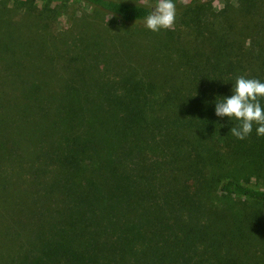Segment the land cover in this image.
<instances>
[{"label":"trees","instance_id":"obj_1","mask_svg":"<svg viewBox=\"0 0 264 264\" xmlns=\"http://www.w3.org/2000/svg\"><path fill=\"white\" fill-rule=\"evenodd\" d=\"M76 1L64 29L46 0L0 6V264H264V187L228 175L264 182V136L215 114L264 82V0L176 8L190 44L146 5Z\"/></svg>","mask_w":264,"mask_h":264},{"label":"clouds","instance_id":"obj_2","mask_svg":"<svg viewBox=\"0 0 264 264\" xmlns=\"http://www.w3.org/2000/svg\"><path fill=\"white\" fill-rule=\"evenodd\" d=\"M176 21V5L173 0H157L152 11L145 18V26L152 32L162 29H172ZM232 95L216 102L215 114L218 117H228L239 121L233 126L231 134L244 140L256 125V134L264 136V82L255 78L238 76L232 88Z\"/></svg>","mask_w":264,"mask_h":264},{"label":"rangeland","instance_id":"obj_3","mask_svg":"<svg viewBox=\"0 0 264 264\" xmlns=\"http://www.w3.org/2000/svg\"><path fill=\"white\" fill-rule=\"evenodd\" d=\"M50 2V5L53 9H55L58 13L57 17V26L58 29H64L68 23V19H70L71 16L80 15V12L85 11L89 12L90 10H87L82 4L77 2L76 0H46ZM120 1H126V2H132V3H138L142 5H146L152 9V7L157 3V0H120ZM191 0H173V2L176 5V8H181L183 4H188ZM203 2L207 3L210 2V10L213 12H217L218 10L222 9V2L221 0H202ZM29 3L34 4L36 7L41 8L42 7V0H0V6L4 7H12V6H18L20 3ZM177 13H176V21L174 24V27L172 28L174 31H177L175 34L178 36L177 40L183 44L185 41H188V43H191V36L185 33L182 24L177 21ZM172 29H162V31H159V38H162L164 35V30H172ZM176 39V38H175ZM180 44V45H181ZM159 57V55H158ZM157 57V63L160 64L159 58ZM144 58V57H143ZM153 64H155V55L153 56ZM63 93V92H62ZM63 95V94H61ZM5 114H9L11 110L5 111L3 110ZM7 126L8 130L6 131L5 135H7L12 140H19L21 145L26 144L28 141L32 140L33 133L31 127H29L26 123L25 124H7L4 125ZM31 130H30V129ZM1 171V169H0ZM228 175H234L241 181V183H247L249 185H259L260 187H264V182L261 180H256L253 174L246 173L241 167H235L231 171H229ZM4 179L3 174H0V182ZM14 192L13 194H15ZM7 197L9 198L12 196L11 189H8L6 191ZM4 193V196H6ZM13 205L11 201L4 200V197L2 199V192L0 191V228L3 227V219L5 220L10 215L11 212H13ZM3 244V246H2ZM5 248L4 243L0 237V248ZM5 255L6 253L0 252V255Z\"/></svg>","mask_w":264,"mask_h":264}]
</instances>
